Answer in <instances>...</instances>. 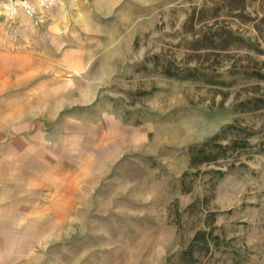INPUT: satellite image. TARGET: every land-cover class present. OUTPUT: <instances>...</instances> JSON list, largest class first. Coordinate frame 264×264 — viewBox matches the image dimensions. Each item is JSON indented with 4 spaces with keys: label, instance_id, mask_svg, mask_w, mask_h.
Listing matches in <instances>:
<instances>
[{
    "label": "rangeland",
    "instance_id": "obj_1",
    "mask_svg": "<svg viewBox=\"0 0 264 264\" xmlns=\"http://www.w3.org/2000/svg\"><path fill=\"white\" fill-rule=\"evenodd\" d=\"M52 1L72 22L92 11L96 26L63 29L91 52L77 152L101 166L95 188H43L41 220L1 217L23 256L0 264H264V106L248 101L264 92V0ZM225 29L226 48L202 47ZM215 135L230 148L192 164Z\"/></svg>",
    "mask_w": 264,
    "mask_h": 264
},
{
    "label": "crops",
    "instance_id": "obj_2",
    "mask_svg": "<svg viewBox=\"0 0 264 264\" xmlns=\"http://www.w3.org/2000/svg\"><path fill=\"white\" fill-rule=\"evenodd\" d=\"M58 2L0 0V220L17 218V226L44 218L43 188H95L101 166L77 152L80 108L97 97L91 52L63 29L96 25L91 10L72 22ZM21 240L0 236V258L23 256Z\"/></svg>",
    "mask_w": 264,
    "mask_h": 264
},
{
    "label": "trees",
    "instance_id": "obj_3",
    "mask_svg": "<svg viewBox=\"0 0 264 264\" xmlns=\"http://www.w3.org/2000/svg\"><path fill=\"white\" fill-rule=\"evenodd\" d=\"M216 34V32L211 33L210 42L203 45L204 48H216L220 45L221 48H226L230 44V40L234 39L235 36H233V33L230 29H225L223 34ZM223 35V36H222ZM253 75L258 79H264V73L260 72L259 70H254ZM248 101H254L256 109L261 108L264 106V92L260 96H253ZM219 139L218 135L213 136L212 138L205 141L204 144L196 148L194 151V154L191 157V163L192 164H201V163H211L215 162L219 154L218 152H214L213 148L217 147L222 150V155L226 153V151L230 148L228 146H223L220 143H217ZM232 144L238 145L237 147L239 149H244L248 147L249 143L244 140L242 143H238L233 141ZM203 233L197 232L193 238V242L198 240L200 236H202ZM209 235V234H208Z\"/></svg>",
    "mask_w": 264,
    "mask_h": 264
}]
</instances>
